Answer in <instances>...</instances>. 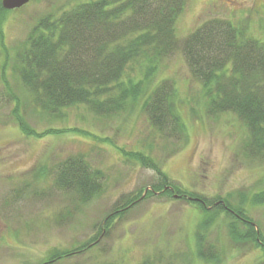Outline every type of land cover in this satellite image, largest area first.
Segmentation results:
<instances>
[{
	"label": "rangeland",
	"instance_id": "374dc122",
	"mask_svg": "<svg viewBox=\"0 0 264 264\" xmlns=\"http://www.w3.org/2000/svg\"><path fill=\"white\" fill-rule=\"evenodd\" d=\"M67 1L30 0L2 21L0 264H38L52 249L75 248L97 233L123 194L139 189L145 194L156 181V172L125 157L120 149L142 150L172 182L214 200L229 197L236 203L240 194L264 189V157L246 154V129L236 115L206 113L202 84L190 73L180 49L162 60L157 77L170 78L176 87L175 105L185 124V140L163 138L138 107L111 117L96 116L83 105L67 107L56 117L36 108L13 71L14 52L37 18ZM211 18L243 25L249 34L264 39V0H186L176 19V34L183 38ZM14 96L17 112L31 128L38 133L61 132L26 135L13 114ZM72 127L88 130L94 138L68 131ZM79 152L104 174L101 191L88 201L80 202L76 194L53 185L51 175L46 180L34 177L40 164L51 168ZM126 212L97 244L53 264H136L148 255L157 257L158 264H214L197 257L196 232L202 216L198 206L155 193ZM250 214L264 231V204L251 208ZM227 219L221 213L205 231L220 251L218 264H255L257 249L230 240Z\"/></svg>",
	"mask_w": 264,
	"mask_h": 264
},
{
	"label": "trees",
	"instance_id": "16d2710c",
	"mask_svg": "<svg viewBox=\"0 0 264 264\" xmlns=\"http://www.w3.org/2000/svg\"><path fill=\"white\" fill-rule=\"evenodd\" d=\"M186 0H68L42 14L31 27L23 45L14 53L13 71L30 94L32 104L49 116L63 115L67 107L83 105L96 116L111 117L138 107L150 126L163 138L186 139L185 124L175 105L176 87L170 78H159L162 60L182 51L192 76L204 89L206 113L231 112L246 129L243 148L251 157H264V39L249 34L243 25L211 18L199 23L185 37L177 36L176 19ZM11 10L0 4L2 21ZM1 42V40H0ZM5 53L7 50L3 47ZM4 61L2 74H4ZM13 114L26 135L42 136L17 112ZM81 136L93 133L68 128ZM127 158L156 172L146 189L123 194L112 205L97 233L71 249H52L46 260L82 253L97 244L111 224L123 218L143 198L160 193L181 198L202 211L196 232L197 257L218 264L220 251L205 231L221 213L227 216L226 231L235 243L257 249L256 263L264 264V231L250 209L264 204V189L240 194L236 203L207 198L171 181L161 167L142 150L120 149ZM66 193L86 202L102 189L103 172L79 152L58 160L53 167L40 164L33 171ZM246 205V206H245ZM62 213L59 214V216ZM148 255L136 264H158ZM102 264V263H94ZM113 264V263H106Z\"/></svg>",
	"mask_w": 264,
	"mask_h": 264
},
{
	"label": "water",
	"instance_id": "95a60500",
	"mask_svg": "<svg viewBox=\"0 0 264 264\" xmlns=\"http://www.w3.org/2000/svg\"><path fill=\"white\" fill-rule=\"evenodd\" d=\"M29 0H1L0 4L4 9H15L23 6Z\"/></svg>",
	"mask_w": 264,
	"mask_h": 264
}]
</instances>
